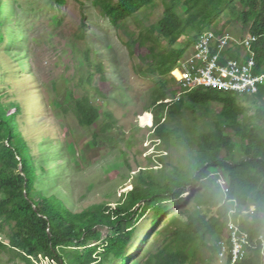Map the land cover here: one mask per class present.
<instances>
[{
  "label": "trees",
  "instance_id": "16d2710c",
  "mask_svg": "<svg viewBox=\"0 0 264 264\" xmlns=\"http://www.w3.org/2000/svg\"><path fill=\"white\" fill-rule=\"evenodd\" d=\"M55 1L61 4L63 0ZM157 2L163 5L162 17L126 47L131 57L159 79L150 90L152 135L174 147L177 158L163 152L148 156L149 164L131 176L117 202L72 212L56 196L37 191L32 157L24 138L15 131L22 110L16 106L3 117L0 104V233L10 229L8 244L0 243L1 252L23 264L40 256L57 264H111L124 259L136 227L148 213L156 227L170 207L192 195L193 209L187 211L186 219L173 218L170 228L159 230L162 238L142 264H195L196 260L210 264L230 223L247 233L250 243V253L235 264H264V246L258 240L264 239V85L255 95L202 89L188 93L170 75L185 53L174 48L177 42L192 36L194 43L227 11L234 19L225 21L214 34L224 36L232 20L250 24L249 36L257 39L255 73L264 74V0H94L93 6L118 28ZM234 3L240 7L230 10ZM157 38L167 42L166 52L156 53ZM84 57L87 77L80 78L82 94L73 99V113L78 125L89 129L100 112L85 92L91 88L95 98L103 100L110 85L102 64L91 63L88 53ZM97 74L99 84L92 86ZM211 103L219 104L220 111H212ZM48 105L55 109L53 99ZM110 127L106 125L103 131ZM101 230L107 231L105 237Z\"/></svg>",
  "mask_w": 264,
  "mask_h": 264
},
{
  "label": "rangeland",
  "instance_id": "374dc122",
  "mask_svg": "<svg viewBox=\"0 0 264 264\" xmlns=\"http://www.w3.org/2000/svg\"><path fill=\"white\" fill-rule=\"evenodd\" d=\"M93 1L63 0L59 4L55 0H3L0 5L1 116L16 106L21 108L15 131L24 138L32 157L36 189L43 196H56L72 212L102 202H117L131 176L149 164L148 156L160 152L173 160L178 156L174 147L156 140L152 126L141 128L137 124L139 118L141 124L149 122L150 90L159 79L131 57L126 47L140 31L162 17L163 5L157 2L115 28L100 15ZM239 7L234 3L230 10ZM230 18L234 16L227 11L213 29L204 33L214 34ZM249 27L250 24L243 26L232 20L226 31L239 40L248 36ZM157 39L160 47L156 53L166 52L167 42ZM174 48L184 49L185 61L193 49L192 36L182 37ZM86 53L91 63L102 64L110 85L103 100L96 99L91 88L85 92L100 112L98 121L89 129L80 127L73 113V99L82 94L78 87L80 78L87 77ZM98 84L99 74L92 86ZM50 99L54 100L55 109L49 107ZM220 108L217 103L210 105L216 113ZM108 124L111 129L104 132ZM236 161H240L238 155ZM192 201V195H185L183 202L170 207L156 227L152 213H148L136 227V236L124 259L111 264H142L162 238L159 230L170 228L173 218L185 220L187 211L193 209ZM101 233L105 237L107 231ZM8 235L10 229L6 227L0 233V243L7 245ZM224 262L215 258L210 264ZM0 264L23 263L0 251ZM31 264L57 263L40 256ZM195 264L207 263L196 260Z\"/></svg>",
  "mask_w": 264,
  "mask_h": 264
},
{
  "label": "built area",
  "instance_id": "2783aa9c",
  "mask_svg": "<svg viewBox=\"0 0 264 264\" xmlns=\"http://www.w3.org/2000/svg\"><path fill=\"white\" fill-rule=\"evenodd\" d=\"M256 41V38L250 36L237 41L228 34L219 38L212 33H203L193 43L189 58L182 61L170 75L188 93L202 89L232 95H255L264 85V74L255 73L256 55L253 45ZM233 45L243 49L244 60H233L224 56L225 51ZM174 72H178L179 77ZM140 123L139 118V127L151 126H141ZM258 240L263 247V237L260 236ZM218 248V259L229 260L230 264H235L249 254V236L230 223L218 243Z\"/></svg>",
  "mask_w": 264,
  "mask_h": 264
},
{
  "label": "crops",
  "instance_id": "0c3cea01",
  "mask_svg": "<svg viewBox=\"0 0 264 264\" xmlns=\"http://www.w3.org/2000/svg\"><path fill=\"white\" fill-rule=\"evenodd\" d=\"M248 31H249V29H248ZM225 35L226 34H228L227 33V31H225V33H224ZM248 36H249V34H248ZM247 36V37H248ZM246 38V37H245ZM244 38H242V39H235V40H237V41H241V40H243ZM224 56L226 57V58H230V59H233V60H244V51H243V49L242 48H240V47H238V46H236V45H233V46H231L230 48H228L226 51H225V53H224Z\"/></svg>",
  "mask_w": 264,
  "mask_h": 264
},
{
  "label": "bare ground",
  "instance_id": "6f19581e",
  "mask_svg": "<svg viewBox=\"0 0 264 264\" xmlns=\"http://www.w3.org/2000/svg\"><path fill=\"white\" fill-rule=\"evenodd\" d=\"M174 74H175V76L179 77L178 72H174ZM150 116H151V115H150ZM151 118H152V117H151ZM140 125H141V126H146V124H141V123H140ZM150 125H151V123H150ZM147 126H149V125H147Z\"/></svg>",
  "mask_w": 264,
  "mask_h": 264
},
{
  "label": "clouds",
  "instance_id": "9594fccd",
  "mask_svg": "<svg viewBox=\"0 0 264 264\" xmlns=\"http://www.w3.org/2000/svg\"><path fill=\"white\" fill-rule=\"evenodd\" d=\"M151 126H152V121H151ZM151 126H150V127H151ZM141 128H142V127H141ZM147 128H149V127H147Z\"/></svg>",
  "mask_w": 264,
  "mask_h": 264
}]
</instances>
